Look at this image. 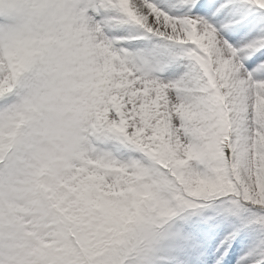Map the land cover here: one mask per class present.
Listing matches in <instances>:
<instances>
[{
	"label": "snow or ice",
	"instance_id": "1",
	"mask_svg": "<svg viewBox=\"0 0 264 264\" xmlns=\"http://www.w3.org/2000/svg\"><path fill=\"white\" fill-rule=\"evenodd\" d=\"M0 264H264V0H0Z\"/></svg>",
	"mask_w": 264,
	"mask_h": 264
}]
</instances>
